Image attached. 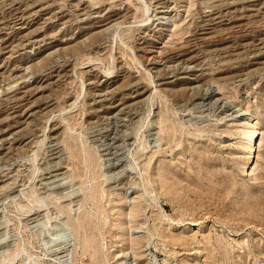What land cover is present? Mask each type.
Wrapping results in <instances>:
<instances>
[{"label": "rangeland", "instance_id": "obj_1", "mask_svg": "<svg viewBox=\"0 0 264 264\" xmlns=\"http://www.w3.org/2000/svg\"><path fill=\"white\" fill-rule=\"evenodd\" d=\"M98 263L264 264V0H0V264Z\"/></svg>", "mask_w": 264, "mask_h": 264}, {"label": "bare ground", "instance_id": "obj_2", "mask_svg": "<svg viewBox=\"0 0 264 264\" xmlns=\"http://www.w3.org/2000/svg\"><path fill=\"white\" fill-rule=\"evenodd\" d=\"M117 25V24H116ZM243 114H241L240 116H242ZM239 116V115H238ZM258 125L253 123L252 120H248L244 122V126L242 128V132L246 137V140L248 141L247 145L245 146V151L244 153H246L248 155V160L246 161V167L244 168L245 171L248 170V168L250 167L249 164L251 163V156L253 153V149H254V145L257 137H258ZM254 161V160H253ZM137 204V203H136ZM137 210V209H136ZM140 210V209H139ZM138 210V211H139ZM134 213V211H133ZM84 226V225H83ZM100 227V226H99ZM90 229V228H89ZM137 241L135 240V243ZM135 245H138V243H136ZM133 246V245H132ZM94 249V248H93ZM97 252V251H96ZM99 264V263H98Z\"/></svg>", "mask_w": 264, "mask_h": 264}]
</instances>
